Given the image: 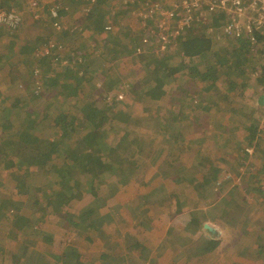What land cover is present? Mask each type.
<instances>
[{
	"label": "rangeland",
	"instance_id": "obj_1",
	"mask_svg": "<svg viewBox=\"0 0 264 264\" xmlns=\"http://www.w3.org/2000/svg\"><path fill=\"white\" fill-rule=\"evenodd\" d=\"M53 1L0 0L6 8H11L10 10L6 8L1 10L10 12L13 9L16 12L18 11L17 13L21 16L23 21L22 27L16 30L7 27L11 34L8 37L1 35L4 23H0V52L3 50L9 51L11 49V39H13L14 42H17V44L24 42L32 44V48L28 54H23L22 57L26 60L25 63L27 66H40L35 59L38 55L37 52L40 54V50L43 47L45 51L46 41L48 39L53 40V37L57 34L53 29L54 19L51 17L48 8L49 4L53 5ZM78 1L80 0H59V3L65 7L66 11L65 17L61 16L60 21L63 27L67 28L69 31V44L65 41L62 51L57 53V59L53 56L52 59L48 58V60L55 64L56 67H60L62 66L61 64L65 63L63 61L61 62V59L68 55L67 49L73 53L72 44L79 40L77 41L78 44L76 47V49L79 50V47L84 46L82 43L89 40L88 42L90 43V46L85 48L83 52L85 54H91L93 58L95 56L97 64L102 67L100 68V72L102 73H100L101 77H104V75L108 74L111 70L110 74H113L114 79L118 82V84H116L117 87L111 92L110 97L111 99L117 98V95L122 93L124 98L121 100L123 101L125 99L128 104L126 106V111L130 114L128 123L124 124L123 122H120L118 127L126 128V130L130 129L131 134L141 138V147L137 149V154L142 156L143 163L141 164V167L134 168L133 166L136 164L137 159L125 157L128 162V167L125 173L122 176L112 177L114 182L111 187L107 184H102L100 186L102 196L108 199V207L104 208L103 212V208L100 209L98 206L97 212L100 213V211H102L104 215L114 206L115 212H110V214L105 216L101 221H99V219L97 220V214L91 221L93 224H90V222L87 226L83 225L78 228V230H68L66 226H60L58 221L50 215L45 216L40 222V220H38L40 214L34 213L32 224H30L25 236L26 238H29V240H23V238L19 239L16 238L15 235L10 234L8 229L10 223L7 220V216H1L0 264L18 263L19 258H24V248L29 246H31L29 251L32 254L35 252L37 253L35 262L38 258L40 263L47 260L51 264L70 263L74 258L66 257L63 254L71 249L87 256L92 255L93 257H99L100 255H98V253H102L99 252L102 247L101 234H108L106 229L110 230L111 228L109 226L111 225L109 224L111 218L115 217V219H117V225L119 228H124L126 226V223H123L122 219H124L127 214L120 209V204L115 198V193L121 192V196L130 199H135L142 194V198H137L132 202L135 203L139 201L143 205L141 208L143 210L138 209V222L142 220L150 221L159 213H162L160 219L164 221L171 219L170 213L173 214L174 212L168 207L170 195L177 198L186 196V191L191 188L192 180L195 179L194 175L197 176L198 173H200L198 176L207 174L206 176L208 180L211 176L216 174L213 171L215 168L219 170V174L223 173L222 175L225 174L224 170L226 169L230 170L233 175H237L235 179H237L239 183L235 187V194L231 201L243 203L248 201V206L253 203L254 209L259 205V210H263L264 83L260 82L262 74H258L257 72V77H254L252 76V72H250L247 76L243 77L238 76L237 74L233 75L234 77L231 76L232 80H236L240 86L234 87L230 92V95L234 99L233 104H224L223 110L221 111L215 108L210 112L202 111L203 108L201 107L207 102V96L209 95L206 90L208 82L198 81L195 84V87H190V84L187 83L189 76L183 80L175 78L168 80L166 84L162 86L164 93L161 94L160 97H152L149 93H142L141 95L132 94L131 87L136 81V76L139 78L145 73L141 66V60L138 57L140 54H137L135 50L133 52L131 51V47L136 45L139 35H141V37L143 35L140 22L136 18V11L138 10L139 4L135 2L133 5L126 6L127 8L123 7V9L127 10L129 15L131 11H133L134 14L132 16L125 14V16H122L119 21H116L115 15L116 12L119 11L120 6H124L123 0H105L103 3V12L107 16L106 26L111 25V29L105 27V30L100 32L101 34L99 33L100 35H96L95 39H90L88 38L86 31L82 32V29L79 27L83 25L85 20L84 17L87 16V12H89L91 5L88 6V8H84L86 14L79 15L82 3L80 2L79 4ZM37 3L38 9L40 8L43 10L42 12H39L40 17L43 20L42 22H38L33 16V11L37 10L35 9L37 8V5H35ZM201 10L206 13L205 6H202ZM216 16L221 17L220 23H214V20L217 18ZM227 20V16L225 17L223 14H215L213 16L208 15V18H206V20H201V22L204 25L207 24L208 30L209 25L219 24L214 26L221 27L226 24ZM127 24L131 26V29L126 31L123 27ZM111 32H113V35L109 36ZM119 37L128 45L130 44V52L128 53L127 48H124V53L119 56L120 59H117L112 63H104L105 60H103V57L106 53L109 55L108 48L110 45L114 44L110 39L116 40ZM211 37L219 41L218 37L214 35ZM103 38H105V44L100 48L101 44L100 46H98V44L101 43V39ZM222 43L223 45H227L228 42ZM120 50L122 51V48ZM255 50L256 51L253 53L256 58H258L260 52H258L257 49ZM21 51H24V49L21 48ZM138 52H141V54L153 53L156 58L164 59L166 57V59H168L166 51L163 52L153 46H147L146 49L139 48ZM4 59L6 60V58ZM81 60L82 58L79 57L78 62ZM263 66L264 63L261 66L258 65L257 68L261 69ZM40 75H38L37 80L30 85V88H26L24 85L3 88L2 85H0V130L4 132L6 138L18 133V131L14 132V128H17L18 130L22 128L26 129L27 125H30V118L28 119V117H26V119H24L29 110L35 111V116H37L38 119V112L42 108L47 95L52 92V86L54 85V74H51V72L50 75L48 74L47 84L39 82L38 77H40ZM225 80L227 79L223 76V79L219 81L222 88L230 86V83ZM143 85V83L137 84L136 87L138 90H141V88L143 89ZM96 86L97 88L94 93L100 97V106H103V111L106 114H112L115 112V105L105 100L102 95L104 90L98 89L99 86H101L99 80H97ZM186 87L189 88L188 91H185ZM30 91L37 96L32 97ZM62 100H64L63 96ZM241 100L247 104L246 107L240 106ZM198 103H200L201 107L197 106ZM232 110H234V113H232ZM200 113L204 114V117H201V119L197 116V114ZM176 114L180 117H182L181 115L183 114H187L188 116L194 115V117L192 119H189L190 117L183 119L182 117L177 120L174 118ZM218 114L222 116L223 119H216L215 117ZM154 117L160 118L159 123L166 126V128H162L164 129V132L158 131L150 125L149 119ZM50 119H47L46 123H51ZM252 119L258 122L257 125L262 132L256 141L250 143L248 141L249 131L247 130V127L250 126L248 121ZM47 125L49 124L38 123L33 128L35 132H33L34 134L32 135L38 138L37 143H33V146H35L36 149H44L47 142L58 134L55 129L48 128ZM123 133L124 131L119 133L117 130H110L106 140L103 141L104 146L102 149L105 151L110 145H117ZM123 141L127 142L128 140ZM247 144L254 145L255 147L252 155H245L244 148ZM258 147H260L259 151L257 149ZM21 151L22 152L19 154L22 158L21 162H4L6 169L4 172L0 173V200L3 197L12 196L15 200L26 202L32 197L35 190L38 191V187L42 185L44 181L42 173H37L35 176H31L32 173L34 174L37 172V165L29 166L27 163H30V160L32 159L31 155H26L28 152L26 149H22ZM122 155L125 156L124 153ZM2 158L5 159V156H2ZM244 159H247V164H243L240 167L239 163H243L242 161ZM173 160L175 161L174 164H172ZM47 163V167L51 169L53 166H60L63 163V159L56 156L52 159L50 158ZM27 173L28 176L26 177ZM219 174L218 177H216L217 180ZM131 175L135 176L132 178ZM23 179H26L27 182L35 180L32 183V191L28 192L29 188L27 187L19 188L17 183ZM129 179L135 180L138 183L137 186H140V194L136 197L129 193H125L126 188L122 187V184ZM216 179H210L207 181L205 178V181L209 183L215 182L216 184ZM86 181L87 180L83 181L84 184L81 185L80 192H84L87 187L91 185ZM242 181L243 184L241 183ZM129 185L131 184H128L127 188L130 187ZM249 187H252V189L253 187H261L259 189L260 191L262 189L263 192L255 191V194L251 191L252 189H249ZM37 191H35V194L38 193ZM246 191H248V194H246ZM193 193L195 195L197 192L193 190ZM217 194H219L218 191H216V195ZM59 203L60 202L57 200L54 201V206H57ZM26 208L27 207H24V211H26ZM245 208L246 209L243 208L241 211L246 212V214L253 212L252 208H247L246 206ZM27 210L31 214V210ZM148 210L151 211L150 213H152L153 217L149 216V213L147 212ZM238 214L239 217L242 215V213ZM262 216L264 217V215ZM106 225L108 226L106 227ZM133 226H137V224ZM244 226L246 229L251 227L248 223H245ZM164 229H166V227ZM160 231H162V229ZM234 232L236 231L234 230ZM50 236H53L51 244L44 243V237ZM158 237L160 238V242L157 246L163 247L157 252V255L165 253L168 249L162 252V248L169 245V239H165L163 234ZM48 240L50 241L51 239ZM115 240L116 239L114 238H109L110 242H115ZM111 245V252L122 253L119 248L114 247V244ZM149 247L152 248L149 252L154 254L156 252V247L152 246L150 243ZM50 254H54V256ZM170 254H172L171 257L163 262L164 264H172L174 262H171V258L174 256L173 251ZM181 255L182 256L179 258L180 260L177 261V264H184L186 261V255L183 253ZM110 262V264H121L119 261ZM129 264L131 263L129 262Z\"/></svg>",
	"mask_w": 264,
	"mask_h": 264
},
{
	"label": "trees",
	"instance_id": "obj_2",
	"mask_svg": "<svg viewBox=\"0 0 264 264\" xmlns=\"http://www.w3.org/2000/svg\"><path fill=\"white\" fill-rule=\"evenodd\" d=\"M104 1L99 0L93 5L83 0L78 1L79 4L80 2L83 4L81 5L79 15L86 14L84 8H88L91 5L87 16L85 15L86 17H84L83 25L79 27L82 29V32L86 31L90 39H95L96 35H100V32L105 30L107 16L103 12ZM3 8H6V6L0 2V9ZM6 9L10 10L11 8ZM125 14H128L127 10L123 9V6H120L119 11L115 15L116 21H119ZM216 17L214 23H220L221 17ZM201 20L206 19L198 13L191 26L186 28L185 33L175 43V48L167 52L168 59L166 57H163L164 59L156 58L153 53L141 54V52H138V48L142 46V37L139 35L138 41L135 46L131 47V51L135 50L137 54H140L138 57L141 60V66L145 73L139 78L136 76V81L131 87L132 94L141 95L142 93H149L152 97H160L164 93L162 86L168 80H172L173 78L183 80L189 76L187 83L190 84V87H195L198 81L208 82L206 85V90L209 94L207 102L202 107L200 103L197 104L198 107L203 108V112H210L213 108L221 111L224 104H233L234 99L230 95V92L234 87L240 85L236 80H232L231 76L235 74L241 77L247 76L258 65H263L264 57L259 56L256 58L253 53L256 51L255 49L259 51L261 48L253 47L249 42L239 40H231L227 45H223L222 41L219 40V42L211 37L212 35L210 36L207 24H202ZM21 27L22 25L19 28ZM13 29L16 30L18 28ZM53 29L57 32L55 37H53L55 42L65 44L66 41L69 44L70 34L67 28L64 27L62 30H56L53 27ZM1 35L4 37L10 36V30L3 26ZM112 35L113 32L109 34V36ZM110 40L114 44L108 48L109 55L106 53L103 57L104 63L107 64L120 59L119 56L124 53V48H127L128 53L130 52V44L125 43L122 38ZM77 41L72 44L73 53L67 49L68 55L66 57L74 61L73 67H56L55 64L48 60V58H51L50 56L41 55L39 52H37L38 55L35 59L40 66H27L26 60H24L22 55L28 54L32 48V44L25 42L17 44L13 39L10 41L11 49L0 52V85L3 88H12L17 85H24L26 88H30V85L37 80V76L40 74V77H38L39 82L47 84L48 74L50 75V72L54 74L52 92L45 98L42 108L38 112V119L35 116V111L29 110L24 118H30V125L28 124L26 129L22 128L18 130L14 128V132L18 131V133L7 138L4 136V132L0 130V173L6 169L4 162H21L22 158L19 154L22 152V149H26L28 150L26 155H31L32 158L30 163L27 164L29 166L37 165V172L32 173L31 176L42 173L44 177V181L38 187V191L35 190L39 194H35L34 191V194L28 201H18L12 196L3 197L0 200V217L3 215L7 216V220L10 223L8 227L10 234L15 235L19 239L29 240L25 236L30 224H32L34 213L40 214V218L38 219L40 222L45 216L50 215L58 221L60 226H66L68 230H78L83 225L87 226L97 214V220L101 221L110 212H115V206L103 215L104 208L108 207V199L102 196L100 186L107 184L111 187L114 182L112 177L122 176L125 173L128 167L126 158L137 159L136 164L133 166L134 168L141 167L143 163L142 156L137 155V149L141 147V138L131 134L130 129L126 130V128L118 127L120 122L127 124L130 118V114L126 111L128 104L125 99L122 101L121 99H111L110 97L118 82L114 79V75L110 74L111 70L104 77H101L100 68L102 67L97 64L95 56L93 58L91 54L83 52L85 48L90 46L89 40L82 43L84 46L79 47V50L76 49ZM104 44L105 38L101 39V43L98 46L102 48ZM21 48L24 51H21ZM121 48L122 51L120 50ZM79 57L82 58L80 62H78ZM223 76L226 77L227 80L225 81H228L230 86L225 88L220 86L219 81L223 79ZM97 80L101 84V87L98 89L104 90L102 95L105 100L111 102L116 107L114 108L115 112L110 115L103 111V106L99 104L100 97L94 93L97 88ZM260 82L264 83V73L260 77ZM141 83L144 84L142 86L143 89L138 90L136 86ZM188 90L189 88L186 87L185 91ZM31 96L36 97L37 95L31 92ZM62 96L64 100H62ZM240 106L246 107L247 104L241 100ZM232 113H234V110H232ZM181 116L183 119L189 117V119H192L194 117V115L188 116L187 114ZM197 116L201 119V117H204V114L200 113ZM182 117L177 114L174 116L177 120ZM215 118L218 120H220L219 118L223 119L219 114ZM47 119H50L51 123H46ZM159 122L160 118L154 117L149 119L152 127L164 132L162 128H166V126ZM248 122L250 123V126L247 127L249 131L248 141L253 143L260 136L262 130L258 127L256 120L252 119ZM38 123L49 124L47 127L55 129L58 133L41 150L33 146V143H37L38 140L36 136L32 135L35 132L33 128ZM110 130H117L119 133L124 131L121 138L128 141L125 142L120 138L117 145H110L104 151L102 149L104 146L103 141L106 140ZM257 149L259 151L260 147ZM123 153L125 156L122 155ZM2 156H5V159ZM56 156L61 157L63 163L60 166H53L49 169L47 167L48 160ZM174 162L173 160L172 164ZM239 165L241 167L243 164L239 163ZM213 171L216 174L208 180L207 174L198 176L200 174L198 173L197 176L194 175V178L196 180L199 178L201 181H205V178L207 181L216 179L219 170L215 168ZM27 176L28 173L26 174ZM134 176L131 175L132 178ZM84 180H87L91 185L84 192H80ZM34 181L27 182L26 179H23L17 184L19 188H29L28 192H30L32 191L31 188ZM127 183L131 184L129 188H127ZM137 184L135 180L129 179L122 184V187L126 188L125 193L136 197L140 194V186H137ZM259 188L261 187H253V189L249 187L255 194L260 191ZM260 192L262 193L263 190L261 189ZM115 194V198L119 204L135 201V199L142 196L140 194L132 200L121 196V192ZM246 194H248V191H246ZM56 200L60 203L54 206V201ZM169 202L168 207H170V210L176 211L175 213L177 211L180 212L184 206L183 203L175 199H171ZM98 206L100 209L103 208V212H97ZM24 207H27L26 211H24ZM27 209L31 210V214ZM175 213H170V215L174 216ZM90 224H93V222ZM138 225L142 229L143 233H140L142 237H139L138 234H132L130 230L124 233L118 230L120 232L118 248L122 253L115 252L116 255L102 253L99 257H93L92 255L87 256L71 249L63 255L74 258V264H110V261H119L122 264L130 262L132 264L138 258L143 259L144 257L148 258V264H164L163 262L169 258V254L160 253L157 255V252L163 247L157 246L160 238L155 232H150L151 225L146 224V222H140ZM200 233L203 234L204 239L199 236ZM199 234L195 230L185 231L181 229L178 231L172 243H170L171 250L175 255L172 264H177L182 253L189 255L188 261L186 259L184 264H191L190 261L194 260V258L210 253L221 242L220 239L215 240L206 237L201 228L199 229ZM48 239L51 240L49 241ZM52 240L53 236L44 237L43 242L51 244ZM148 243L152 246H157L154 254L149 252L152 248L148 247ZM30 247L24 248V258H19L17 264H36L35 257L37 253L32 254L29 251ZM184 248H188V250L185 252ZM165 250H167L165 247L162 248V252ZM263 251L264 243L258 247V253ZM50 255L54 256V254Z\"/></svg>",
	"mask_w": 264,
	"mask_h": 264
},
{
	"label": "crops",
	"instance_id": "obj_3",
	"mask_svg": "<svg viewBox=\"0 0 264 264\" xmlns=\"http://www.w3.org/2000/svg\"><path fill=\"white\" fill-rule=\"evenodd\" d=\"M50 5L51 4L48 5V8H50ZM35 9L37 10L33 11L34 18L37 19L38 22H42L43 21L42 18L41 17L36 18L35 15L36 13L42 12L43 10L40 8L39 9L35 8ZM61 15L65 17L66 15L65 9L61 11ZM123 28H125V30L127 31L131 29V26L127 24ZM137 155L139 156V154ZM245 155L248 156L247 154ZM243 161H246L247 164V159H244ZM224 173H225L224 175H222L223 173L220 174L218 173L219 178L218 180L216 179L217 180L216 184L218 182H221L219 185H216L215 182H212L213 183L212 184L206 181L207 182L206 183L205 181H201L199 178L198 180L193 179L191 183V188H189L187 191L185 190L186 196L177 198L175 196L170 195L169 201H171V199H175L183 203L184 205L182 207L184 209H182L180 212L177 211V213H175L176 211L173 210L175 215L170 216L171 219H167L163 221L160 219L162 213L157 214L156 217L154 218L152 216V213H150L151 211L150 210L147 211L149 213V216L153 218L150 221L142 220L140 222H146V224L151 225V229H150L151 233L155 232L158 236L163 234L165 239H169L168 242L169 245L165 247L168 250L164 254H169V257H171L172 254L170 253L172 252V250H169L171 249L170 243H172L173 239L175 238L179 230L181 229L185 231L195 230L199 234L200 228L203 231V224L205 222H209L220 229L221 242L219 246L210 253H207L206 255H202V256L199 255L196 258H194V260L190 261L192 262L191 264H264V251L258 253V248H257L259 247L260 244L264 243V227H263L264 217L262 216L264 215V211H263L264 208L263 210L261 209L260 211L259 205H257L258 207H255L254 209L253 203H251L249 206L247 205L248 201L244 203L231 201L233 199L232 197L234 196L233 194L235 192L234 190L236 189L235 187L238 185L239 181L235 179L237 175H233V173L230 170L226 169L224 170ZM226 174H230L232 177L226 179ZM241 183L243 184V181ZM193 190L197 192L195 195L193 193ZM216 191H218L219 193L217 194L218 197L216 195ZM132 200H134V198ZM169 201H168V205L170 203ZM132 202L128 201L127 203L120 204V209L127 214L126 217L122 219V222L126 223V226L124 228H119L117 225L118 224L117 219H115V217L111 218L109 223L111 224L109 225L111 228L110 230L106 229L109 235L101 234L102 237L100 236L102 238V247L100 248L99 252L116 255L115 252L113 251L111 252V248H112L111 244H114V247L118 248L120 232L124 233L130 230L132 234H138L139 237H142L140 233L143 232L141 227H139L138 225L140 224V222H138L137 213H138V209L140 210L143 207V205L139 201L135 203ZM245 206L247 208L249 207L252 208L253 212L249 214H246V212H242L241 210L243 208L246 209ZM262 207H264V205ZM222 213H226V214H222ZM238 213H242V215L240 214L241 216L239 217ZM181 215H183L184 217ZM245 223L250 224L251 227H248V229H246L244 226ZM135 224H137V226H133ZM107 226L108 225H106V227ZM165 227L166 229H164ZM161 229L162 231H160ZM234 230L236 232H234ZM203 233L206 237H208L206 232L203 231ZM199 236L202 239H204L203 234L200 233ZM109 238H114L116 240L115 242H110ZM148 247H149V243H148ZM187 250L188 248H184L185 252ZM102 253H98V255H101ZM174 257L175 255L173 256V258H171V262L174 261ZM185 258L188 261L189 255L186 254ZM35 263L51 264L48 262V260L40 263L38 258L36 259ZM74 263L75 261L73 260L68 264H74ZM136 263L148 264V258L145 257L143 259L138 258L136 262L134 261L132 262V264H136Z\"/></svg>",
	"mask_w": 264,
	"mask_h": 264
},
{
	"label": "built area",
	"instance_id": "obj_4",
	"mask_svg": "<svg viewBox=\"0 0 264 264\" xmlns=\"http://www.w3.org/2000/svg\"><path fill=\"white\" fill-rule=\"evenodd\" d=\"M88 4H95L99 0H85ZM138 3L136 17L141 25L142 46L139 48H147L153 46L163 52L172 51L175 48V43L185 33L186 28L191 24L200 13L204 19L215 14H223L227 16V22L224 26L209 25L208 32L219 38L222 42L231 40H239L249 42L251 46L261 48L258 56L264 57V0H123L124 8L128 5ZM38 8V3L35 4ZM206 7V13L201 10V7ZM65 9L59 0H54L53 5H50L49 12L54 19L53 27L56 30H62L64 27L60 21L62 11ZM133 11L129 16H132ZM15 15V17H14ZM36 18L40 17V13H36ZM0 23L4 26L13 29L19 28L23 21L21 16L12 9L8 12L0 9ZM111 29V25L106 26ZM15 30V29H14ZM40 50L41 55L55 56L62 51L64 45L58 44L55 40H49ZM138 48V49H139ZM59 59V56H58ZM61 64L66 67H73L74 61L67 57L62 58ZM264 73L263 68H254L252 76ZM118 99H123L124 95L119 93ZM254 145L247 144L244 151L247 155L254 153ZM246 164V161H243ZM243 169V168H242ZM230 174H226V178H231ZM221 182H218L219 185Z\"/></svg>",
	"mask_w": 264,
	"mask_h": 264
},
{
	"label": "water",
	"instance_id": "obj_5",
	"mask_svg": "<svg viewBox=\"0 0 264 264\" xmlns=\"http://www.w3.org/2000/svg\"><path fill=\"white\" fill-rule=\"evenodd\" d=\"M203 231L206 232L208 237L215 240L219 239L221 235L220 229L209 222L203 224Z\"/></svg>",
	"mask_w": 264,
	"mask_h": 264
},
{
	"label": "clouds",
	"instance_id": "obj_6",
	"mask_svg": "<svg viewBox=\"0 0 264 264\" xmlns=\"http://www.w3.org/2000/svg\"><path fill=\"white\" fill-rule=\"evenodd\" d=\"M66 57V56H65ZM99 87H101V86H99Z\"/></svg>",
	"mask_w": 264,
	"mask_h": 264
}]
</instances>
